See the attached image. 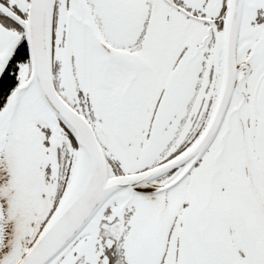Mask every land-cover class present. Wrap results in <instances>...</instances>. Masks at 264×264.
<instances>
[{
	"label": "snow or ice",
	"instance_id": "1",
	"mask_svg": "<svg viewBox=\"0 0 264 264\" xmlns=\"http://www.w3.org/2000/svg\"><path fill=\"white\" fill-rule=\"evenodd\" d=\"M0 264H264V0H0Z\"/></svg>",
	"mask_w": 264,
	"mask_h": 264
}]
</instances>
